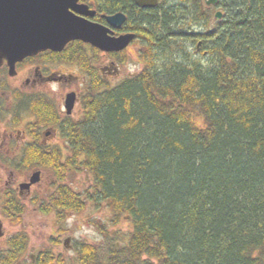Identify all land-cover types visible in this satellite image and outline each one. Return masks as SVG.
I'll return each mask as SVG.
<instances>
[{"label": "trees", "instance_id": "1", "mask_svg": "<svg viewBox=\"0 0 264 264\" xmlns=\"http://www.w3.org/2000/svg\"><path fill=\"white\" fill-rule=\"evenodd\" d=\"M128 30L142 68L91 82L70 161L41 165L91 179L85 199L59 184L62 220L105 205L130 230L101 224V243L40 264H264V0H162Z\"/></svg>", "mask_w": 264, "mask_h": 264}, {"label": "flooded vegetation", "instance_id": "2", "mask_svg": "<svg viewBox=\"0 0 264 264\" xmlns=\"http://www.w3.org/2000/svg\"><path fill=\"white\" fill-rule=\"evenodd\" d=\"M161 2L159 0V4ZM123 3V0H79L76 5L87 14L76 11V6L70 9L75 15L107 26L113 36H119L135 33L128 30L131 16L159 6L141 8L135 0H129L127 6H122ZM1 8L4 18L5 6L0 5ZM7 8L9 14V5ZM117 14L125 15L119 28L107 21L108 17ZM4 23L0 21V29ZM138 40L136 35L125 52ZM121 52H105L90 43L75 40L62 51H41L17 62L13 76L9 74L8 62L0 63V219L5 232L0 237V264H40L45 248L30 244L26 232L8 234L7 226L22 223L26 210L31 208L62 220V214L57 211L60 204L56 203V195L59 184L67 183L57 181L54 171L41 164L59 162L65 165L70 161L68 124L80 117L81 101L91 82L98 79L101 83L109 82L108 75H121ZM107 58L109 62L103 66L101 63ZM69 94L76 99L71 114L66 109ZM37 172L40 173L39 180L32 183ZM50 173L51 180L47 178ZM90 189L88 187L86 192ZM78 194L82 199L86 198L84 193ZM70 212L73 213L67 210L65 217ZM68 238L63 243L66 249L73 247Z\"/></svg>", "mask_w": 264, "mask_h": 264}, {"label": "water", "instance_id": "3", "mask_svg": "<svg viewBox=\"0 0 264 264\" xmlns=\"http://www.w3.org/2000/svg\"><path fill=\"white\" fill-rule=\"evenodd\" d=\"M79 0H0L5 6L4 18L0 9V21H5L0 29V63L8 62L9 74L16 73V63L26 57L41 51H62L65 46L75 40L90 43L105 52H121L136 39V33H126L113 36V32L104 25L75 15L71 7L81 14H87L79 9ZM141 7L154 8L159 0H135ZM207 6H215L219 0H205ZM9 5V14L8 8ZM217 20L222 18V12L215 15ZM113 27L119 28L125 21V15L117 14L107 18ZM9 22V24H8ZM201 42L197 44L200 50ZM76 99L69 94L66 100L67 113L74 110ZM40 173L32 177V183L39 180ZM3 223L0 219V237L4 236ZM69 241V238L66 240Z\"/></svg>", "mask_w": 264, "mask_h": 264}, {"label": "rangeland", "instance_id": "4", "mask_svg": "<svg viewBox=\"0 0 264 264\" xmlns=\"http://www.w3.org/2000/svg\"><path fill=\"white\" fill-rule=\"evenodd\" d=\"M187 45L191 52L195 53V44L188 42ZM140 42L133 44L125 54H122L121 59L126 58V61L120 63L121 75L111 76L107 80L109 85H116L127 76L138 72L142 68V64L138 58ZM96 62V61H95ZM108 58L101 64H108ZM77 172V173H76ZM50 176H47L48 179ZM64 183L69 184L76 192H82L85 197V192L91 186V179L87 172L69 170L65 174ZM54 177H57L54 174ZM89 177V178H88ZM47 179V180H48ZM51 180V179H50ZM49 181V180H48ZM49 185V184H48ZM54 215H47L42 211H35L33 208L26 210L22 223L13 224L10 227L8 224V234L15 232H26L30 240V244L37 248H45V251H52L55 256L63 254L64 256L74 257L76 255L75 245L77 242H86L90 244H98L104 240V235L100 230V225L106 223L109 228H117L123 233L130 230V224L127 220L121 221L117 227H112L110 224L111 213L109 209L102 205L101 207L87 203L84 210L80 212L68 213L64 220H58ZM70 237L69 245L73 247L66 249L64 240Z\"/></svg>", "mask_w": 264, "mask_h": 264}]
</instances>
